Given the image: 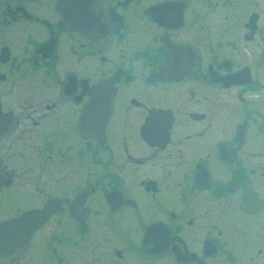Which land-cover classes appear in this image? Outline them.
<instances>
[{
	"label": "flooded vegetation",
	"instance_id": "flooded-vegetation-1",
	"mask_svg": "<svg viewBox=\"0 0 264 264\" xmlns=\"http://www.w3.org/2000/svg\"><path fill=\"white\" fill-rule=\"evenodd\" d=\"M57 2L0 0V264H264V0Z\"/></svg>",
	"mask_w": 264,
	"mask_h": 264
},
{
	"label": "water",
	"instance_id": "water-1",
	"mask_svg": "<svg viewBox=\"0 0 264 264\" xmlns=\"http://www.w3.org/2000/svg\"><path fill=\"white\" fill-rule=\"evenodd\" d=\"M78 0H59L58 6L78 4ZM89 5L90 2H84ZM105 85V84H104ZM50 217L48 206L43 209L26 212L21 216L0 223V255L10 254L26 244L32 234Z\"/></svg>",
	"mask_w": 264,
	"mask_h": 264
}]
</instances>
